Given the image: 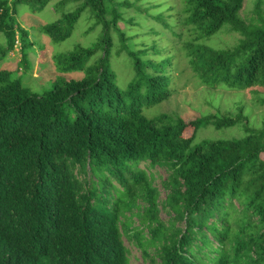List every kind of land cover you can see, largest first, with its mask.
<instances>
[{
	"label": "trees",
	"instance_id": "1",
	"mask_svg": "<svg viewBox=\"0 0 264 264\" xmlns=\"http://www.w3.org/2000/svg\"><path fill=\"white\" fill-rule=\"evenodd\" d=\"M245 3L0 0V264H129L125 236L151 264H264V114L145 115L177 93L182 63L211 91L264 89V8L246 16ZM23 6L62 13L40 25L55 43L92 24L84 35L95 40L53 57L60 73L81 78L60 77L39 95L9 69L18 44L27 65L35 46ZM225 32L240 38L223 50L213 41ZM115 58L131 69L126 87ZM208 130L242 134L201 138ZM158 168L175 190L166 221ZM139 200L133 228L123 216Z\"/></svg>",
	"mask_w": 264,
	"mask_h": 264
},
{
	"label": "rangeland",
	"instance_id": "2",
	"mask_svg": "<svg viewBox=\"0 0 264 264\" xmlns=\"http://www.w3.org/2000/svg\"><path fill=\"white\" fill-rule=\"evenodd\" d=\"M135 0H131L133 2ZM261 2L262 8H264V0H246L244 15L249 16L256 4ZM129 15H136V11L133 8L128 9ZM62 13L54 9V7H47L43 12L33 13L28 7L23 6L19 9L18 19L24 24V26L30 31L32 38L35 41L33 49L29 50L27 54V62H24V54L21 50V45L18 44L16 50L9 54L8 67L12 71L19 70L18 77L22 79V82L33 93L39 95L43 94L46 90L50 89L53 82L60 77L64 78H81L82 74H62L58 71L53 57L60 53L70 52L74 49L76 44L89 45L98 36V33H90L87 36L84 35L88 31L91 23H86L84 19L78 25L76 32L65 42L55 43L46 33H43L40 29V25L53 23L57 19L61 18ZM128 17V16H127ZM119 26L124 31L129 32V28H134L133 33H140L138 28L131 24L119 22ZM142 30L141 32H143ZM240 35L221 33L215 37L213 44L219 49H231L237 45ZM138 41L129 40L128 45L132 46ZM139 43V42H138ZM115 57V56H114ZM115 66L119 74V82L122 86L126 87L127 78L125 76L131 71L128 62L123 58H115ZM7 62V61H6ZM22 64V65H21ZM178 91L167 102L158 104L145 111V115L149 118L158 116L161 114H177L180 116H190L195 118L200 113H212V114H224L226 112L235 113L239 107H246L248 110L252 109V114L258 121H260L264 114V105L260 106L257 103V99L264 98V89L257 88L256 92L248 90L243 92L231 91V90H216L211 91L198 86L192 73L182 63L179 66L177 72ZM258 99V101H259ZM209 102L211 104H209ZM240 130L229 131H205L202 133L201 138L212 137V139L226 137V136H241ZM156 173L154 186L159 189V215L163 220L171 219V215L174 214L170 205L168 204V197L175 191L171 183H169L170 172L163 168L154 170ZM146 208L144 201H137V206H134L130 210H125L123 221H128L131 227L140 226V219L137 213H142ZM177 227H183V222H178ZM144 242L150 237L148 229H144L143 232ZM125 246L128 250L129 264H151L150 259L145 258L143 251L132 240H128L124 237ZM149 252L153 255L156 252V246H149Z\"/></svg>",
	"mask_w": 264,
	"mask_h": 264
}]
</instances>
